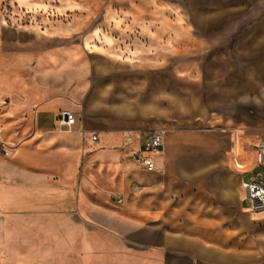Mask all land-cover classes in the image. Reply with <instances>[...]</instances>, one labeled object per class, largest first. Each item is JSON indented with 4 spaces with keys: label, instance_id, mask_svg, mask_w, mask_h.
Here are the masks:
<instances>
[{
    "label": "rangeland",
    "instance_id": "obj_1",
    "mask_svg": "<svg viewBox=\"0 0 264 264\" xmlns=\"http://www.w3.org/2000/svg\"><path fill=\"white\" fill-rule=\"evenodd\" d=\"M227 3L235 10L213 20L206 13L210 26L185 29L181 0H0V169L14 177L32 165L51 168V151L37 156L34 121L59 101L98 137L127 140L159 126L212 130L229 144L236 136L248 180L260 170L254 151L264 139V0ZM108 95L116 97L105 102ZM29 177L4 194L12 180L0 174V196L12 203L0 197V264H102L104 243L120 252L109 264H136L134 245L114 231L85 227L71 213L56 217L53 196ZM236 222L238 251L264 264V210Z\"/></svg>",
    "mask_w": 264,
    "mask_h": 264
},
{
    "label": "crops",
    "instance_id": "obj_2",
    "mask_svg": "<svg viewBox=\"0 0 264 264\" xmlns=\"http://www.w3.org/2000/svg\"><path fill=\"white\" fill-rule=\"evenodd\" d=\"M228 1L212 0L210 10L209 0H181L179 26H210L205 23L206 13L211 12L213 20L235 10ZM111 97L105 96L104 101L116 96ZM67 106L56 101L34 121L37 156L51 151V168L46 171L33 165L24 169L18 166L23 173H15L14 179L12 171L2 166L0 174L12 180L6 182L5 192L13 185L27 187L31 176L38 189L53 196L56 217L71 213L85 227L92 222L104 232L114 231L134 245L130 256H126L136 264L252 263L245 249L238 251L235 233L238 217L251 213L244 207L242 183L249 170L238 137L231 136L229 144L228 135L212 130L187 135L171 131L158 158V171L150 173L137 164L138 169L131 170L138 140L127 141L111 134L94 141L95 128L90 125L82 129L78 120L72 131L61 129L57 115L70 108ZM186 137L192 142L190 146ZM133 185L140 189L135 191ZM113 191L124 195L123 204H117ZM2 196L11 203V197L9 201L8 195ZM13 199L24 200L22 194ZM113 252L108 244L102 245V264L120 260L119 250L117 255Z\"/></svg>",
    "mask_w": 264,
    "mask_h": 264
},
{
    "label": "built area",
    "instance_id": "obj_3",
    "mask_svg": "<svg viewBox=\"0 0 264 264\" xmlns=\"http://www.w3.org/2000/svg\"><path fill=\"white\" fill-rule=\"evenodd\" d=\"M57 122L61 129L72 131L77 123V118L72 111L63 109L57 115ZM167 133L168 128L165 126L153 128L140 135L129 133L128 141L138 140V147L132 155L138 166L150 173L158 171V158L164 152ZM97 139L98 136L94 135L93 140ZM255 156L256 166L260 170L242 183L244 200L249 203L248 210L251 213L264 210V139L257 143ZM133 189L138 191L140 187L137 185ZM114 196L117 204L121 205L125 202V197L121 193H115Z\"/></svg>",
    "mask_w": 264,
    "mask_h": 264
},
{
    "label": "bare ground",
    "instance_id": "obj_4",
    "mask_svg": "<svg viewBox=\"0 0 264 264\" xmlns=\"http://www.w3.org/2000/svg\"><path fill=\"white\" fill-rule=\"evenodd\" d=\"M4 192H5V191H4ZM1 193H2V191H1ZM1 193H0V194H1ZM5 194H6V193H5ZM1 196H2V195H1ZM1 196H0V197H1ZM4 203H6V201H5V202H3V204H4ZM11 204H12V203H11ZM0 206H2V203H1V205H0Z\"/></svg>",
    "mask_w": 264,
    "mask_h": 264
}]
</instances>
